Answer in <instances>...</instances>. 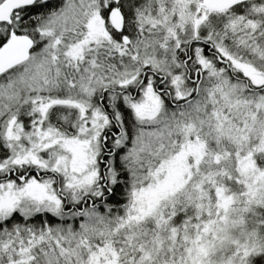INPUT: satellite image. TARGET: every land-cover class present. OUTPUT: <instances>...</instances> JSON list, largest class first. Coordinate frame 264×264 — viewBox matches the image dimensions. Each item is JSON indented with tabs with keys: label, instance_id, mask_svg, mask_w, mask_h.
<instances>
[{
	"label": "snow or ice",
	"instance_id": "obj_1",
	"mask_svg": "<svg viewBox=\"0 0 264 264\" xmlns=\"http://www.w3.org/2000/svg\"><path fill=\"white\" fill-rule=\"evenodd\" d=\"M0 264H264V0H0Z\"/></svg>",
	"mask_w": 264,
	"mask_h": 264
}]
</instances>
